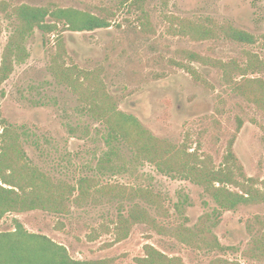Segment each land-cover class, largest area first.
Segmentation results:
<instances>
[{"label": "rangeland", "instance_id": "obj_1", "mask_svg": "<svg viewBox=\"0 0 264 264\" xmlns=\"http://www.w3.org/2000/svg\"><path fill=\"white\" fill-rule=\"evenodd\" d=\"M133 1L0 0V67L18 25L17 18L10 16L15 6L75 8L111 20V26L92 31H71L63 24L53 33L35 29L25 42V60L8 80L0 81V119L20 129L31 162L55 180L74 184L87 177L94 182L87 202L72 205L68 215L11 212L0 221V232L14 231L19 221L30 232L64 244L75 259L108 260V264H139L148 243L186 264H214L217 259L264 264L244 253L254 241L264 242V203L222 210L202 186L181 174H164L148 161H136L134 152L118 141L113 144L126 159V168L101 171L98 161L108 149L105 125L49 70L62 37L67 64L98 74L119 110L213 168L225 164L232 144L235 170L264 188V111L235 93L213 63L234 60L245 66L249 58L264 62V0H143L141 6ZM188 21L209 27L212 35L194 39L177 33L176 28ZM227 25L253 34L256 42L227 37L223 32ZM185 51L204 60H192ZM250 72L249 77L264 80V69ZM101 186L152 189L163 207L161 213L150 211L169 232L138 223L121 238L119 211L126 213L132 203L107 201L96 191ZM229 188L239 191L233 185ZM205 214L211 215L209 227L227 249L198 240L186 243L172 233L180 224L195 226Z\"/></svg>", "mask_w": 264, "mask_h": 264}, {"label": "trees", "instance_id": "obj_2", "mask_svg": "<svg viewBox=\"0 0 264 264\" xmlns=\"http://www.w3.org/2000/svg\"><path fill=\"white\" fill-rule=\"evenodd\" d=\"M143 0H134L131 4L142 5ZM6 8L5 6L3 7ZM11 17L18 25L9 37L4 48L0 67V81L5 82L13 73L15 66L25 60L27 37L40 29L45 33L59 31L60 24L76 32L92 31L111 26L110 18L84 12L75 8H55L22 4L15 6ZM176 32L194 39H208L212 30L195 22L182 23ZM227 37L245 44H254L256 37L232 25L223 27ZM192 60H204L197 53L185 51ZM66 47L64 39L59 38L58 48L52 56L49 70L58 84L67 86L85 102V110L100 120L107 129L105 137L108 149L99 159V169L105 172H119L126 168V159L119 147L113 142H121L134 152L138 162L148 161L164 174H181L200 185L222 210H235L241 204L264 203V188L258 181L246 177L235 170V157L232 144L229 145L225 164L213 168L186 148L168 144L147 130L132 114L119 110L112 97L106 92L98 74L69 65L65 61ZM223 71V80L231 89L254 103L264 111V80L249 77L252 72L264 69V62L249 58L243 66L232 60L213 61ZM238 75V77L236 76ZM0 221L7 213L27 211H47L59 215H68L72 205H84L92 195L93 180L82 177L71 184L65 180H55L50 174L34 165L21 142L18 127L0 119ZM121 161L122 163H119ZM242 177V179H241ZM233 185L239 191L232 190ZM78 194L75 195V192ZM107 201L119 199L121 204H132L119 211L117 229L121 238H125L130 229L138 223L150 224L154 229L168 233L166 226L158 223V216L150 210L155 208L161 213L163 202L159 194L152 189H126L119 186H101L97 190ZM123 208V205H120ZM212 217L205 214L193 226L180 224L174 233L180 240L192 244L203 241L209 247L225 250L227 247L209 227ZM245 255L264 261V242L254 241ZM139 264H186L179 256H169L153 244L144 246V255L137 259ZM0 264H108V260H81L73 258L68 248L46 234L30 232L16 221V229L0 232ZM214 264H240L229 260L217 259Z\"/></svg>", "mask_w": 264, "mask_h": 264}]
</instances>
